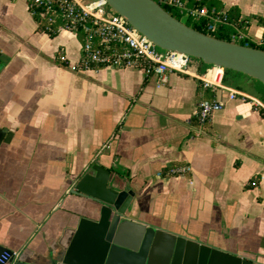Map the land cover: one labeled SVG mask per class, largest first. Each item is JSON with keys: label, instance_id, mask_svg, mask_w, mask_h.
Segmentation results:
<instances>
[{"label": "crops", "instance_id": "0c3cea01", "mask_svg": "<svg viewBox=\"0 0 264 264\" xmlns=\"http://www.w3.org/2000/svg\"><path fill=\"white\" fill-rule=\"evenodd\" d=\"M180 1L235 9L245 38H264V0ZM81 46L74 33L39 32L27 0H0V246L27 261L63 256L65 231L98 219L73 191L102 163L134 189L130 217L264 264L263 111L179 73L158 87L141 69L79 71ZM202 99L224 108L199 133Z\"/></svg>", "mask_w": 264, "mask_h": 264}, {"label": "water", "instance_id": "95a60500", "mask_svg": "<svg viewBox=\"0 0 264 264\" xmlns=\"http://www.w3.org/2000/svg\"><path fill=\"white\" fill-rule=\"evenodd\" d=\"M105 1L158 48L241 73L264 85L263 50L194 30L154 0ZM3 68L0 62V71ZM116 168L94 163L77 182L73 193L93 199L98 219H82L76 230L65 231L59 242L63 256L42 263L39 257L27 261L19 254L5 264H257L254 259L215 249L130 217L136 193ZM6 252L12 251L0 246V259Z\"/></svg>", "mask_w": 264, "mask_h": 264}, {"label": "built area", "instance_id": "2783aa9c", "mask_svg": "<svg viewBox=\"0 0 264 264\" xmlns=\"http://www.w3.org/2000/svg\"><path fill=\"white\" fill-rule=\"evenodd\" d=\"M32 14L41 9L39 15L46 22L47 29L57 21L63 25L59 34L68 31L82 37L81 59L75 69L90 71L94 69H141L147 77H155L158 87L169 83L171 73H179L200 81L205 90L225 91L231 101L240 100L250 103L264 112V103L233 88L224 85L226 70L219 66H208L200 73V61L190 56L158 48L151 40L132 27L121 15L111 9L105 0H27ZM179 10L186 19L199 21L210 18L207 9H187L181 1L160 0ZM30 10H33L30 11ZM211 17L213 23L209 30L215 31L217 24L224 22L218 16ZM46 34V33H45ZM245 39L244 35H234L233 43ZM239 44V43H238ZM61 61H66L61 55ZM224 108L222 101L202 99L198 104L197 120L199 133L212 119L213 115ZM191 167L177 170L179 173L191 172ZM19 252H6L0 259L5 264Z\"/></svg>", "mask_w": 264, "mask_h": 264}, {"label": "trees", "instance_id": "16d2710c", "mask_svg": "<svg viewBox=\"0 0 264 264\" xmlns=\"http://www.w3.org/2000/svg\"><path fill=\"white\" fill-rule=\"evenodd\" d=\"M154 1L159 3L162 6V8L166 10L168 13H170L173 17L181 21V18H180L181 14L172 5L164 4L160 0H154ZM174 1H180V0H174ZM198 8L202 9V7H198ZM30 11L33 12V10H30ZM39 11H41V9L35 10V13L32 14V17L37 24L38 31L42 33H46L50 37L58 36L59 35L58 29L63 25V22L60 20L55 22L53 25L50 26V30H48L46 22L42 21L39 15ZM208 12L211 14V17L217 16V11L208 10ZM218 16L221 18V20H225V21L217 24V28L215 31L209 30V26L213 23V21L211 20V17L203 18L199 21H193L192 19H186L184 23L187 26L203 34L210 35L212 37H215L217 39L227 41V42H233L232 37L234 35H244L245 34L243 30L248 27L249 22L246 20H241L238 14L236 13L235 9L233 10V12L226 11V12L221 13ZM258 20H259V23L264 27V19L259 17ZM238 43L243 46L245 45L248 47H252V48H256V49L264 51V38L258 44L250 42L248 38H245L239 41ZM59 60L61 61V55H59ZM64 62L66 63V61ZM200 63L205 69L208 67V65L204 64L203 62L200 61ZM245 79L251 80V78L241 73L226 70L224 85L229 88L247 92L245 88V83H244ZM262 113L264 115V112ZM196 120H197V115H196ZM197 123H198V120H197ZM205 127H203V130L205 129Z\"/></svg>", "mask_w": 264, "mask_h": 264}, {"label": "rangeland", "instance_id": "374dc122", "mask_svg": "<svg viewBox=\"0 0 264 264\" xmlns=\"http://www.w3.org/2000/svg\"><path fill=\"white\" fill-rule=\"evenodd\" d=\"M180 18L183 23L186 21L184 17L181 16ZM251 81V93L264 103V85L257 80L251 79Z\"/></svg>", "mask_w": 264, "mask_h": 264}]
</instances>
